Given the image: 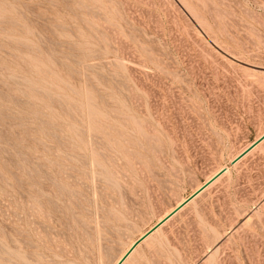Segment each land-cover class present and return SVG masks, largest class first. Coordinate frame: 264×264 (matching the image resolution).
Here are the masks:
<instances>
[{
	"label": "rangeland",
	"instance_id": "1",
	"mask_svg": "<svg viewBox=\"0 0 264 264\" xmlns=\"http://www.w3.org/2000/svg\"><path fill=\"white\" fill-rule=\"evenodd\" d=\"M263 132L264 0H0V264H114L222 167L126 264H264Z\"/></svg>",
	"mask_w": 264,
	"mask_h": 264
},
{
	"label": "water",
	"instance_id": "2",
	"mask_svg": "<svg viewBox=\"0 0 264 264\" xmlns=\"http://www.w3.org/2000/svg\"><path fill=\"white\" fill-rule=\"evenodd\" d=\"M264 139V133L259 136L256 140H254L248 147H246L243 151H241L237 156H235L231 160V164H235L238 162L242 157H244L254 146H256L258 143H260ZM226 167H223L221 170H219L215 175L210 177L208 180H206L197 190L192 192L190 195H188L185 200H183L178 206H176L171 212H169L167 215L164 216L163 219L155 223L151 228L145 231L143 235L138 237L135 242L132 244V246L128 249V251L124 254V256L117 262V264H121L122 261L126 258V256L133 250L134 247H136L147 235H149L152 231H154L157 227L162 225L167 219H169L171 216H173L179 209H181L185 204H187L190 200H192L199 192L203 191L205 188H207L214 180H216L217 177H219L224 171H226Z\"/></svg>",
	"mask_w": 264,
	"mask_h": 264
},
{
	"label": "bare ground",
	"instance_id": "3",
	"mask_svg": "<svg viewBox=\"0 0 264 264\" xmlns=\"http://www.w3.org/2000/svg\"><path fill=\"white\" fill-rule=\"evenodd\" d=\"M102 130H103V129H102ZM263 133H264V132H263ZM261 135H262V134H261ZM263 140H264V139H263ZM263 140H262V141H263ZM262 141H261V142H262ZM258 144H259V143H258ZM242 158H243V157H242ZM242 158H241V159H242ZM236 163H237V162H236ZM226 168H227V167H226ZM94 169H95V168H94ZM226 170H227V169H226ZM93 172L95 173L94 170H93ZM224 172H225V171H224ZM95 176H96V174H95ZM217 178H218V177H217ZM217 178H216V179H217ZM214 181H215V180H214ZM214 181H213V182H214ZM213 182H212V183H213ZM198 188H199V187H198ZM198 188H197V189H198ZM197 189H196V190H197ZM201 192H202V191H201ZM201 192H199L195 197H197ZM195 197H194V198H195ZM184 200H185V199H184ZM38 201H39V200H38ZM182 201H183V200H182ZM182 201H180V203H181ZM190 201H191V200H190ZM190 201H189V202H190ZM180 203H178V205H179ZM178 205H177V206H178ZM185 205H186V204H185ZM185 205H184V206H185ZM184 206H183V207H184ZM34 207H35V206L33 205V208H34ZM183 207H182V208H183ZM182 208H181V209H182ZM173 209H174V208H173ZM173 209H172V210H173ZM172 210H170L169 212H171ZM179 210H180V209H179ZM179 210H178V211H179ZM178 211H177V212H178ZM169 212H168V213H169ZM177 212H176V213H177ZM168 213H166L165 215H167ZM176 213H175V214H176ZM165 215H164V216H165ZM164 216H163L162 218H160L158 221H160L161 219H163ZM171 217H172V216H171ZM171 217H170V218H171ZM170 218H169V219H170ZM169 219H167V220H169ZM167 220H166V221H167ZM166 221H165V222H166ZM165 222H164V223H165ZM164 223H163V224H164ZM163 224H162V225H163ZM162 225H160V226H162ZM160 226L157 227L154 231H152L149 235H147V236H146L141 242H145V244H146V242L148 241V238L150 237V235H152L154 232H157L158 229L160 228ZM144 233H145V232H144ZM144 233H142L141 235H143ZM158 234H159V233H158ZM141 235H140V236H141ZM140 236H139V237H140ZM151 241H152V240H151ZM151 241H148V242H151ZM134 242H135V241H133V242L129 245V247H128V248L122 253V255L116 260V262H115L114 264H117V262H118V261L124 256V254L128 251V249L132 246V244H133ZM148 242H147V243H148ZM149 244H150V243H148V245H149ZM137 247H138V245H137L136 247L133 248V250H132V251L126 256V258L122 261L121 264H126L127 261L130 260V258H132L133 253H136V252L138 253V251H137ZM7 251H8V250H7ZM9 251H10V250H9ZM7 253H8V252H7ZM138 254H139V253H138ZM19 255H20V254H19ZM19 255H17L18 259H20V261L23 260V259L19 258ZM134 255H135V254H134ZM137 256H138V255H137ZM133 257H134V256H133ZM135 257H136V255H135ZM138 257H139V256H138ZM18 259H17V260H18ZM133 259H135V258H133ZM24 261H25V260H24ZM131 261H132V259H131ZM135 261H136V260H135ZM21 262H22V261H21ZM21 262H20V263H21ZM22 263H24V262H22ZM129 264H131V263H129Z\"/></svg>",
	"mask_w": 264,
	"mask_h": 264
},
{
	"label": "crops",
	"instance_id": "4",
	"mask_svg": "<svg viewBox=\"0 0 264 264\" xmlns=\"http://www.w3.org/2000/svg\"><path fill=\"white\" fill-rule=\"evenodd\" d=\"M257 138H258V137H256L254 140H256ZM254 140H253V141H254ZM253 141H251L250 143H248V144L246 145V147H248ZM263 141H264V140H263ZM263 141H262V142H263ZM262 142H260L259 144H261ZM259 144H257L256 146H254V147H253V148H252V149H251V150H250V151H249L244 157H246V156L249 155L254 149H256V147H257ZM246 147H244V149H245ZM244 157H243V158H244ZM222 168H223V167H222ZM222 168H220L219 170H221ZM219 170H218V171H219ZM218 171H217V172H218ZM217 172H216V173H217ZM216 173H214L213 175H215ZM225 173H226V172L222 173V174H221L216 180L221 179L222 177H224V174H225ZM213 175H212V176H213ZM216 180H215V181H216ZM199 187H200V186H199ZM205 189H206V188H205ZM203 191H205V190H203ZM201 193H203V192H201ZM190 194H191V193H190ZM254 207H255V206H254Z\"/></svg>",
	"mask_w": 264,
	"mask_h": 264
}]
</instances>
